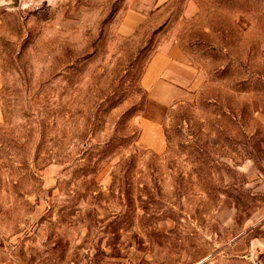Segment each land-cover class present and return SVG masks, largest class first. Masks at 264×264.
Returning <instances> with one entry per match:
<instances>
[{
    "label": "rangeland",
    "instance_id": "374dc122",
    "mask_svg": "<svg viewBox=\"0 0 264 264\" xmlns=\"http://www.w3.org/2000/svg\"><path fill=\"white\" fill-rule=\"evenodd\" d=\"M0 264H264V0H0Z\"/></svg>",
    "mask_w": 264,
    "mask_h": 264
},
{
    "label": "crops",
    "instance_id": "0c3cea01",
    "mask_svg": "<svg viewBox=\"0 0 264 264\" xmlns=\"http://www.w3.org/2000/svg\"><path fill=\"white\" fill-rule=\"evenodd\" d=\"M197 76V69L178 47L162 46L150 60L142 86L155 103L171 107L192 95ZM141 127L144 145L158 151L163 135L162 125L144 120Z\"/></svg>",
    "mask_w": 264,
    "mask_h": 264
},
{
    "label": "water",
    "instance_id": "95a60500",
    "mask_svg": "<svg viewBox=\"0 0 264 264\" xmlns=\"http://www.w3.org/2000/svg\"><path fill=\"white\" fill-rule=\"evenodd\" d=\"M14 7H19L20 5V0H12Z\"/></svg>",
    "mask_w": 264,
    "mask_h": 264
}]
</instances>
